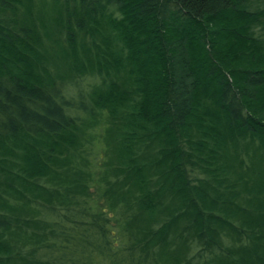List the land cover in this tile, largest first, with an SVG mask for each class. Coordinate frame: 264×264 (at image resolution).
Returning <instances> with one entry per match:
<instances>
[{
  "label": "trees",
  "instance_id": "trees-1",
  "mask_svg": "<svg viewBox=\"0 0 264 264\" xmlns=\"http://www.w3.org/2000/svg\"><path fill=\"white\" fill-rule=\"evenodd\" d=\"M0 264H264V0H0Z\"/></svg>",
  "mask_w": 264,
  "mask_h": 264
}]
</instances>
